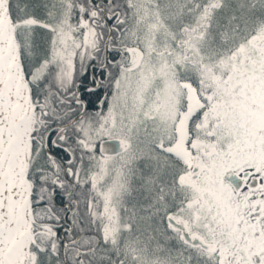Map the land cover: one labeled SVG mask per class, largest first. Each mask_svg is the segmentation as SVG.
Returning a JSON list of instances; mask_svg holds the SVG:
<instances>
[{
  "label": "snow or ice",
  "instance_id": "snow-or-ice-1",
  "mask_svg": "<svg viewBox=\"0 0 264 264\" xmlns=\"http://www.w3.org/2000/svg\"><path fill=\"white\" fill-rule=\"evenodd\" d=\"M0 264H264V0H0Z\"/></svg>",
  "mask_w": 264,
  "mask_h": 264
}]
</instances>
